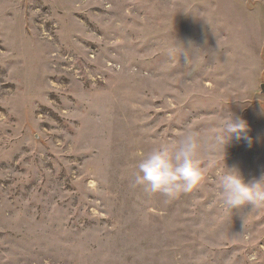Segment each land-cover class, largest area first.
<instances>
[{"label": "rangeland", "instance_id": "obj_1", "mask_svg": "<svg viewBox=\"0 0 264 264\" xmlns=\"http://www.w3.org/2000/svg\"><path fill=\"white\" fill-rule=\"evenodd\" d=\"M264 0H0V264H264V207L224 208L222 160L168 198L139 160L223 111L225 163L264 172Z\"/></svg>", "mask_w": 264, "mask_h": 264}, {"label": "clouds", "instance_id": "obj_2", "mask_svg": "<svg viewBox=\"0 0 264 264\" xmlns=\"http://www.w3.org/2000/svg\"><path fill=\"white\" fill-rule=\"evenodd\" d=\"M250 129L246 120L231 111H223L219 123L212 126L207 137L198 129L185 126L182 135L154 145L139 160L134 186H143L148 193H163L175 198L196 189L205 178L199 154H211L214 163L222 160L214 177V185L224 208L256 210L264 207V172L244 177L238 167L225 163L227 148L233 140L249 143Z\"/></svg>", "mask_w": 264, "mask_h": 264}, {"label": "water", "instance_id": "obj_3", "mask_svg": "<svg viewBox=\"0 0 264 264\" xmlns=\"http://www.w3.org/2000/svg\"><path fill=\"white\" fill-rule=\"evenodd\" d=\"M260 88L264 92V83L263 82L260 84Z\"/></svg>", "mask_w": 264, "mask_h": 264}]
</instances>
